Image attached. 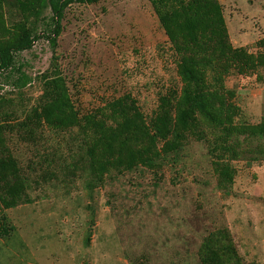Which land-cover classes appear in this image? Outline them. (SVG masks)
Listing matches in <instances>:
<instances>
[{
	"label": "rangeland",
	"instance_id": "1",
	"mask_svg": "<svg viewBox=\"0 0 264 264\" xmlns=\"http://www.w3.org/2000/svg\"><path fill=\"white\" fill-rule=\"evenodd\" d=\"M11 2L0 0V45L18 30L43 31L37 10L21 14ZM218 2L229 43L249 66L264 55V0ZM61 25L55 52L41 38L15 55L30 78L25 88L13 86L16 71L0 74L1 146L28 185V202L0 204V264H200L201 245L216 230L229 233L241 264H264V155L233 161V184L222 191L207 141L189 137L167 154L159 142L152 166L110 170L87 187L93 164L81 162L76 129L49 128L37 116L47 94L65 93L80 117L129 95L149 128L160 99L173 106L181 88L178 59L151 0L74 3ZM248 71L222 80L236 122L256 126L264 122V69Z\"/></svg>",
	"mask_w": 264,
	"mask_h": 264
},
{
	"label": "trees",
	"instance_id": "2",
	"mask_svg": "<svg viewBox=\"0 0 264 264\" xmlns=\"http://www.w3.org/2000/svg\"><path fill=\"white\" fill-rule=\"evenodd\" d=\"M100 1L39 0L36 4L33 0H12V6L21 14L30 15L33 9L37 10L34 15L43 25V31L18 30L11 42L0 45V74L8 72L10 75L16 71L13 86L25 88L30 78L21 72L15 55L30 51L41 38H45L55 52L65 9L74 3ZM151 5L178 59L181 88L174 93L173 106L164 98L160 99L156 116L149 119L148 128L129 95L106 102L91 115L80 117L65 93H58L53 99L52 90L47 94L50 100L47 107L37 116L42 117L49 128L66 125L70 128H64L65 131L76 129L81 138L77 148L81 162L93 164L88 166L89 189L100 185L110 170L119 172V169L127 171L139 165L152 166L154 154L151 151L159 142L163 143V154L178 153L185 141L193 137L207 141L217 187L227 190L233 184V161L251 164L264 155V122L256 126L236 122L237 108L231 104L232 95L225 89L222 75H229L232 69L237 74H246L248 70L259 74V70L264 69V55L251 57L249 66L241 60L246 54L243 49L231 47L218 0H151ZM45 10L49 15L45 16ZM233 60H237V65L228 63ZM2 133L3 130L0 131V204L10 208L28 202V185L17 160L1 146ZM199 258L200 264H241L226 230H216L206 237Z\"/></svg>",
	"mask_w": 264,
	"mask_h": 264
}]
</instances>
